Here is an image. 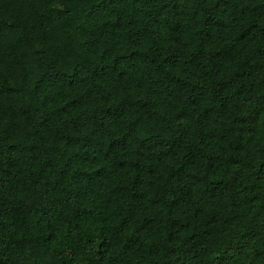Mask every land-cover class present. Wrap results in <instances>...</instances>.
Here are the masks:
<instances>
[{"label": "trees", "instance_id": "16d2710c", "mask_svg": "<svg viewBox=\"0 0 264 264\" xmlns=\"http://www.w3.org/2000/svg\"><path fill=\"white\" fill-rule=\"evenodd\" d=\"M0 264H264V0H0Z\"/></svg>", "mask_w": 264, "mask_h": 264}]
</instances>
